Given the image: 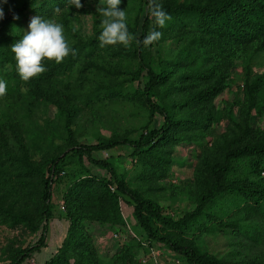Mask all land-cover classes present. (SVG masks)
I'll return each instance as SVG.
<instances>
[{"label":"trees","instance_id":"obj_1","mask_svg":"<svg viewBox=\"0 0 264 264\" xmlns=\"http://www.w3.org/2000/svg\"><path fill=\"white\" fill-rule=\"evenodd\" d=\"M121 1L138 3L139 11L145 6L140 30L128 26L136 37L128 47H100L99 20L92 36L72 35L68 11L75 6L69 0H17L8 13L0 2V79L7 82L0 104L27 98L33 106L55 107L62 127L61 133L39 135L20 117H0V226L37 236L26 246L0 243V262L24 264L48 246L53 189L67 178L62 202L69 227L44 264H140L142 241L136 237L116 244L106 258L96 246L111 231L128 227L123 204L141 239L165 247L183 264H264V71L248 70L242 100L230 84L238 60L264 51V0H159L172 19L157 29L161 40L147 47L143 38L156 27L149 0ZM32 14L61 18L75 55L59 64L46 60L47 71L24 82L11 46L28 31ZM175 40L176 46L154 54ZM103 48L116 61L101 63L100 53L95 60ZM106 99L138 104L149 121L159 116L161 123L145 124L137 137L116 133L78 143L72 126L82 107ZM186 143L196 144L199 154L190 184L193 208L179 217L126 181L113 159L96 156L130 147L151 193L171 172L176 147ZM198 231L242 234L249 241L246 255L226 260L209 253L197 243Z\"/></svg>","mask_w":264,"mask_h":264},{"label":"rangeland","instance_id":"obj_2","mask_svg":"<svg viewBox=\"0 0 264 264\" xmlns=\"http://www.w3.org/2000/svg\"><path fill=\"white\" fill-rule=\"evenodd\" d=\"M16 1L7 0V3H4L3 0H0L1 4L5 6L6 13L11 12L15 8L17 5ZM98 4L99 0H90L82 4L83 7L79 9L75 7L74 10L68 11L69 25L73 29L75 28V31L72 30V35L75 34L86 38L92 36L95 21L102 20V17L97 13ZM137 5L139 4L136 2L121 1L119 7L122 10H126L127 25L136 28L137 24L140 30L145 6L141 7V11H139V6L137 7ZM29 16L31 18L34 17L33 14ZM54 20L61 23V18H55ZM64 30L66 38L72 41L71 34L65 28ZM176 43L177 41L175 40L161 44L157 51H154V54L163 53L166 49L176 46ZM98 53L101 55L99 59L101 63L116 61L110 48L97 50L94 53V55H97L94 58L95 60L99 56ZM248 70L251 72L264 71V51L250 58L238 60L234 66L230 84L239 100L243 99L244 76ZM6 114H12L17 118L24 119L28 123V126L39 135L41 133L58 134L62 131L61 121L58 119L55 107H47L45 105L33 106L27 98L21 99L18 105L8 106L0 104V117H4ZM145 114L138 104L128 102L117 103L109 99L99 100L88 107H82L72 128L76 141L84 145L95 143L98 137H110L116 133L137 137L143 131L145 124L151 128L158 127L161 123L159 116L149 121ZM257 120L258 117H255L254 126L257 124ZM225 124V121L221 123L222 126H225ZM215 127L216 125H214ZM56 141H58L57 138ZM131 153L130 147L121 146L112 151L99 152L96 156L101 159H113L119 174L133 187L139 188L153 199L158 200L168 214L179 217L193 208L192 202L195 195L194 189L190 187V184L194 182V168L197 163V155L199 154V148L196 144L186 143L176 147L171 172H169L167 178L158 183L155 191L151 193L148 192L151 188L150 184L147 183V176H144L142 179L139 178L141 166L132 160ZM104 174L108 175L107 173ZM67 182V178H64L63 182L55 185L53 189V204L55 208L54 215L49 224L50 235L48 246L40 253L26 260L24 264H44L45 258L51 256V252L55 249L56 244L60 242L63 233L68 230L69 222L64 217L65 208L63 209L62 202V195ZM122 212L128 222V227L122 230H113L105 237L97 240L96 246L101 257L106 258L116 244H122L127 240L126 237L133 236L138 241H142V248L138 250L140 264H175L172 261L176 258L165 247L159 244H150L142 240L143 238L139 228L135 225L132 213L125 204H123ZM36 239V235L27 236L21 228L10 229L0 226V243L3 245L10 244L11 242L18 245L25 241L24 245L26 246L32 241H36ZM195 239L203 250L226 260H238L242 258L246 255L244 248L249 243L248 240L244 239L242 234H239V236H226L220 233L212 234L203 231H198ZM0 264L9 263L4 261L0 262Z\"/></svg>","mask_w":264,"mask_h":264},{"label":"clouds","instance_id":"obj_3","mask_svg":"<svg viewBox=\"0 0 264 264\" xmlns=\"http://www.w3.org/2000/svg\"><path fill=\"white\" fill-rule=\"evenodd\" d=\"M3 2L7 3V0ZM69 3L77 9L83 7L81 0H69ZM120 4L121 0H99L97 13L102 17L101 32L98 36L100 47L118 44L128 47L133 40H136L128 30L126 10H122ZM149 14L154 18L156 27L143 38L142 43L145 47L161 40L163 32L157 29L165 28L172 19L159 0H149ZM3 18V8L0 7V20ZM18 18L14 16V19ZM137 43L141 41L137 40ZM11 51L14 53L16 71L24 82L46 72L44 66L46 60L59 64L70 54L75 55V49L70 47L65 36L63 24L41 16L31 18L28 31L11 46ZM5 95H7V82L0 79V98Z\"/></svg>","mask_w":264,"mask_h":264},{"label":"crops","instance_id":"obj_4","mask_svg":"<svg viewBox=\"0 0 264 264\" xmlns=\"http://www.w3.org/2000/svg\"><path fill=\"white\" fill-rule=\"evenodd\" d=\"M66 232H67V230L63 233V236H62V238L60 239V242L56 244L55 249L51 252V256L54 255V254L57 252V250L61 247L62 242H63V240H64V238H65V236H66ZM51 256H50V257H51ZM50 257H46L44 263H45L48 259H50Z\"/></svg>","mask_w":264,"mask_h":264},{"label":"built area","instance_id":"obj_5","mask_svg":"<svg viewBox=\"0 0 264 264\" xmlns=\"http://www.w3.org/2000/svg\"><path fill=\"white\" fill-rule=\"evenodd\" d=\"M65 207L63 206V209H64ZM153 257L155 258V256L153 255ZM172 262H174L175 264H183L182 263V261L180 260V259H174V261H172Z\"/></svg>","mask_w":264,"mask_h":264}]
</instances>
